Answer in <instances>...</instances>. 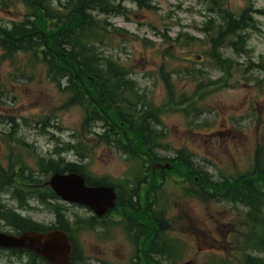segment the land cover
I'll return each instance as SVG.
<instances>
[{
  "label": "rangeland",
  "instance_id": "rangeland-1",
  "mask_svg": "<svg viewBox=\"0 0 264 264\" xmlns=\"http://www.w3.org/2000/svg\"><path fill=\"white\" fill-rule=\"evenodd\" d=\"M5 1L8 2V6L0 5V22L8 25L12 21L21 20L27 13V9L20 1ZM53 1L55 3L56 0ZM223 2V6L233 14L239 13L247 6L262 11L254 15L257 30H251L249 47L252 49L250 58L254 62H257L260 56L264 60V0H223ZM123 5L128 9L126 17L113 14L101 15L106 21L107 35L110 37L104 44L96 43L95 47L98 50L89 53L96 56L100 54L110 56L117 63L120 62L131 69L137 86L139 85V89L146 92V99L156 104L161 103L165 98V88L157 69L159 64L163 63L165 69L171 73L170 78L175 90L173 92L176 95L181 92L192 95L199 88L194 95V106H201L202 111L187 116L181 111L166 112L161 116L158 129L164 134L160 138V146L154 149L156 154L172 157L177 149L186 148L193 153L199 165L213 175V178H218L221 174L230 176L247 172L253 166L254 148L261 141V132L256 121L252 123L250 119L248 121L245 108L253 98V114H260L257 119L264 120V81H260L262 74L255 69L254 79L259 77L258 80L248 78L243 73L248 57L245 55L238 57L227 51L226 54L236 61L235 68L221 83L211 84L206 88L207 81L203 77L214 80L221 74L213 66L211 59L205 55L208 40L201 29L209 17H217L216 14L209 12L206 0H151L152 8L149 9H139L130 2H124ZM89 30L90 28H86L87 39L95 42L96 37L89 33ZM117 31L120 33L118 34ZM184 33L192 38H186ZM173 43H181V47ZM35 48L40 49L42 45L36 42ZM168 49L171 50V54L166 52ZM17 54L14 61L0 60V115L13 116L19 125L16 139L10 144L14 159L20 164L25 163L29 168L36 169L33 161L35 155L40 154L45 159L58 158L51 154L58 141L47 133H54L60 141L70 140V135L76 133L75 138L79 139L80 143L78 151L91 155L90 170L93 174L120 177L128 169L129 164L123 157L119 156V158L117 156L119 154L115 155L104 145H98L92 133L81 130L83 114L81 108L77 106L61 108L69 95L58 90L55 84L47 79L43 65L34 64L32 60L31 65L28 59L32 56L28 57L25 53ZM197 84L202 85L197 87ZM8 128V125H0V133H5ZM213 137H216L217 141ZM18 138L32 146L34 155L28 153L26 147L18 144ZM75 138L71 141L75 142ZM7 143L0 140V164L3 166L6 164ZM63 152L62 155L67 160L77 159L74 155L75 150ZM37 178L43 181L48 176L39 174ZM174 179L176 177L172 176L169 183H173ZM259 180L264 183V174L259 173ZM176 186L171 187L174 189ZM155 191L156 188H150L141 193L149 194L150 197ZM158 196L159 194H155V198L150 199H157ZM0 201L8 207L16 208L22 216L46 226L54 222V214L44 206L19 209L7 192H0ZM32 205L36 204L32 202ZM154 209L158 214L164 211L163 217H177L174 219L172 230L167 232L166 229L167 235L185 243L184 254L182 251V258L178 259L176 264L243 263L241 259L245 254L244 250L251 244L248 241L251 234L250 226L243 218L239 220L237 226L239 248H236L234 242L227 238L229 231L235 229L232 220L229 222L230 218L227 214V219L225 218L223 222L219 221L215 213L218 210L215 207L206 208L211 213L212 220L208 218L204 206L197 200L175 201L169 195L167 203L160 204ZM66 212L70 219L75 218V212L84 215L82 209L73 207H68ZM242 212L245 213V210ZM242 212L238 211V218L241 217ZM258 216H264V208H261ZM205 220L214 221V226L216 225L220 232L212 236L200 230L206 229ZM241 222L247 227H242ZM117 227L112 226L109 232L110 239L103 244L95 234L91 236L87 232L83 238L80 235L75 234V236L81 238L83 253L90 255V260H94L93 257L96 256L107 264H118L119 259L121 264H130L133 249L129 247L130 243L126 237L118 238ZM0 230L12 231L11 227L3 222H0ZM181 230H187L192 234L182 236ZM194 230H198V236L193 232ZM96 244L99 246L96 247ZM248 253L264 259V253L256 254L253 248H249ZM26 260L25 256L0 252V264H23Z\"/></svg>",
  "mask_w": 264,
  "mask_h": 264
},
{
  "label": "trees",
  "instance_id": "trees-1",
  "mask_svg": "<svg viewBox=\"0 0 264 264\" xmlns=\"http://www.w3.org/2000/svg\"><path fill=\"white\" fill-rule=\"evenodd\" d=\"M116 1L118 0H67V2L63 4L66 11L61 12L58 11L56 7H54L55 10L50 8L48 6L49 0H33L30 5V15H28L22 23H13L12 29L9 30L8 34L4 35L3 40L5 42L7 41L9 45L19 47L21 44L28 41L31 34L42 30L48 37L52 34L53 37L49 39L52 42V48L57 49L61 47L62 44L70 46L69 54L71 59L67 56L66 61L69 62L71 60L72 66L62 64L60 60L56 61L54 56L50 55V59L53 60L54 63L53 65L55 66L56 64L58 66L60 64L61 66H58L60 70L68 71V74H72V72L74 74L77 73L82 81L88 83V89L94 94L100 112L105 114V118L109 120L110 127L118 136L121 130L124 129L126 132L137 137L141 142L140 136L146 135L147 131V134L150 132L151 128L149 125L151 124L138 115L139 112L136 111L134 105L128 103V93L132 87L127 81L126 85L122 86L123 74L121 73V69L119 68L120 70H118L115 68L113 63H109L111 69L101 66L100 62L96 60H92L89 63L88 60L90 55L85 52L82 53V51L79 50V43L82 42L81 36L86 28L88 26H92L93 28L99 26L97 18L88 13L87 10L94 9L105 12L110 8L116 9L114 8ZM128 1L137 4L139 7L147 5L146 0ZM249 20L250 18L246 16L245 11L242 12L237 19L233 17L229 18L228 16L222 17V23L220 25H223L225 29L218 31L217 39L222 41L227 34H238L239 30L248 26ZM243 40H245V38H243ZM232 44L233 51H241V44L238 40L232 42ZM41 55V53L36 54V57ZM220 60L223 62V58H220ZM121 122L122 126L120 124ZM136 123L139 125H134ZM135 127H137V129ZM138 127L140 128L138 129ZM116 143L118 144V141H116ZM147 143L148 142H144V144ZM179 162L185 170L190 169L187 163L181 160ZM255 194L257 197L260 195L259 200L255 201L257 207L262 202L261 199H264V194ZM1 214L2 212L0 211V215ZM10 216L14 217L15 215L11 214ZM258 219L259 218H256L255 220L256 228H259L256 224ZM16 222L19 223L17 224ZM16 222L14 223L16 226L20 225V227H24L22 224L26 221L21 220V222ZM262 228L264 229V225ZM260 238V236L256 235L255 242L259 241L262 243L263 239Z\"/></svg>",
  "mask_w": 264,
  "mask_h": 264
},
{
  "label": "water",
  "instance_id": "water-1",
  "mask_svg": "<svg viewBox=\"0 0 264 264\" xmlns=\"http://www.w3.org/2000/svg\"><path fill=\"white\" fill-rule=\"evenodd\" d=\"M52 184L59 189L60 181L53 179ZM81 194H87L78 188ZM102 193L101 189H96L91 192V195ZM0 246L7 248H29L36 253L43 255L52 261L53 264H67L66 255L62 257L63 253L70 250V247L64 236L60 233H51L46 235H30L23 234L20 237H7L0 234ZM62 257V258H61Z\"/></svg>",
  "mask_w": 264,
  "mask_h": 264
},
{
  "label": "bare ground",
  "instance_id": "bare-ground-1",
  "mask_svg": "<svg viewBox=\"0 0 264 264\" xmlns=\"http://www.w3.org/2000/svg\"><path fill=\"white\" fill-rule=\"evenodd\" d=\"M127 2H130V1H128L127 0ZM130 3H133V2H130ZM133 4H135V3H133ZM136 6H138L137 4H135ZM119 72V71H118ZM120 74V73H119ZM128 82V81H127ZM130 85V84H129ZM139 86V85H138ZM139 120V119H138ZM137 120V121H138ZM141 122V121H140ZM200 123V122H199ZM138 123H136V124H134V125H137ZM148 124V123H147ZM139 125V124H138ZM144 125V124H143ZM141 127V126H140ZM140 127H138V129L140 128ZM144 127H145V125H144ZM149 127H150V125H149ZM136 129H137V127H135ZM144 130V129H143ZM148 132V131H147ZM147 132H146V134H147ZM171 134V133H170ZM171 139V138H170ZM206 157V156H205ZM203 160V159H202ZM205 161V160H204ZM184 165V164H183ZM206 165V164H205ZM187 166V165H186ZM188 236V235H187Z\"/></svg>",
  "mask_w": 264,
  "mask_h": 264
}]
</instances>
